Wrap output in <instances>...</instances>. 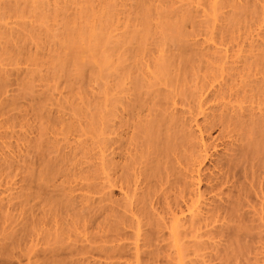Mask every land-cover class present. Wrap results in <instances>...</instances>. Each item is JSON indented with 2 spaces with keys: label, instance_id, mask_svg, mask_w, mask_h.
<instances>
[{
  "label": "rangeland",
  "instance_id": "rangeland-1",
  "mask_svg": "<svg viewBox=\"0 0 264 264\" xmlns=\"http://www.w3.org/2000/svg\"><path fill=\"white\" fill-rule=\"evenodd\" d=\"M205 1H208L206 6H205ZM205 1H203V0H92V1H90V0H84V1L83 0H0V44H1L0 45V76H2L1 78H4L3 75H5L6 79L5 78L4 79L9 82V83L6 82L7 83V85H6L7 89H5V90H6L7 94L5 97H7V100H6L7 103L10 102V105H11V101H12V104H13V105H11L12 107H9L10 111H8V113L11 112V114L10 113H9V115L7 114V118L11 119V120L10 119L8 120L10 122V123H8L9 137L14 136V137L9 138L11 141L8 140L9 141V147L12 146L11 148H9V155L11 154L10 156L13 159H11L10 156L8 159H9V163H11V164L16 161L15 162L16 166H15V164H12V165L9 164L11 167H14V169L12 171L14 172V174L16 173L15 175H17L20 172V169H22V171L20 172L22 174L19 173L20 175L18 174L15 177H12V176H14L13 172L10 173V171H9V173H7L8 175H6V176H9V174L11 175L10 177H8L9 179L4 174L6 171L8 172V170H6L4 172L2 171L4 176H2V174H1L2 172L0 173V175L2 176V177L0 176L1 177L0 178V180H1L0 181V186H1L0 187V193H2V195H4L5 191L13 188L12 184L13 185L15 184L14 189H17L19 187L20 182H18V181H20L19 179H22L23 177H25L27 175V170H25V169L32 160H33L32 161L33 163L35 161L38 162V163L36 162V166H37V164L42 166L44 164V162L46 164V160L50 157L51 154H52L51 158H49L47 161L59 159V158H61V157H59V155L61 156V155L66 154L64 156V157H66L65 158L66 160H64V161H67V163L64 162V164L66 166H68L67 164L70 163V160L68 161V159H70V157L72 156L71 153H73L75 155V157H74L75 160L72 159V157L74 156L73 155L71 157V163L69 165L72 166V169H74L72 173L74 175H76V177L74 176L75 177L73 179L74 183H72V185L75 184L76 180L77 181L80 180V183L76 181L77 185L79 184V186L76 188L78 193H77V191L73 193V195L75 197L78 196V198H76V200L81 201V199H82V201L84 203L85 198H88V199L90 198L88 202L90 203V200L92 199V200H94L95 205H97L98 204L97 200L99 202H101V199L104 198V196H106L105 199H107V200L103 201V199H102V201L104 203L101 202V204L106 203L105 205L109 206V208H106L104 205H102L106 208V211H105V208H102V206H100V207L98 206L99 208L97 210L96 209L95 210L100 211V208H102L105 213L106 212L108 213L109 211H107V209H110V208L112 210L115 209V207H114L115 205L114 206L111 205V204L115 203L117 205L116 209L114 211H112L111 214L113 216L115 215V217H116L117 214L119 215L120 213H122V215H124L128 219V221H129V222H127L128 229L126 230L125 226H123L124 228H122V226H121V230L123 229L127 234L130 233V234H128L129 238L131 237L130 235H132L131 239L134 240L133 236L135 234H137V222L140 220V219H138L139 217L142 216V218H143V215L145 216V214H146V216H145L146 218H143V219L146 220L147 218H149V220L147 219L149 221V222H146L147 224L150 223V219L152 220V218L150 217L151 215L149 216V214H152L153 217L154 216L157 218L159 217L160 219L162 217L163 220L165 218H167L168 215L170 214V212L167 211V212H169L166 215L167 217H165V215L164 216L161 215L160 214L161 212L159 213V210H160L159 208H161V207H158L157 204L159 203L160 197L167 196L168 199L165 200V198H164L165 201L163 200L164 202H162V203H164V205L167 207L170 206V203H171V207H172L173 203H174V205H176L175 202L177 203V201H179V199L177 201H175L177 199L176 196L179 198V195L180 196L183 195V194H179L178 191L175 192L173 190L175 188H176V190H178L177 187L168 190V192L166 193L165 196H163L164 193L161 192L162 190H158L162 194H160V192L157 191L159 193L160 197L158 195H155L153 201L155 200V198H157L158 202H157V199H156V201H154V202H157V204L154 202H150L151 204L152 203H154V204H152L153 205L152 209H150L151 211L149 212V210H147L148 208L145 209V207L144 208L141 207V205H143L144 203L140 204L141 202H138V200L135 198V197H137V198L141 197V194L143 193V189H141L142 183L139 184V182H142V181L139 180V182H136V183H135V181H132V184H134L135 187H137V186L139 187L137 189V188H134L133 185H131L135 189V191L139 190V191H137V193L134 192V189L132 190L133 194L134 193L137 194V196L133 197L134 199L130 196L133 194L130 193L129 191H127L131 186L130 187H129V185L124 186V190H121L119 183H117L115 181L117 176L121 175V174L119 175V173L121 171H116V172H119L117 174H114V172L116 169L120 170V168H118L117 166L121 165L123 163L122 161L125 160L127 154L129 153L128 147L130 146L131 143H129V146L127 147L126 145H128L127 144L128 141L129 142L133 141L132 142V144H133L135 141L132 139L133 137H131V136H134L132 134L135 133V135H137L136 132H138V133L142 132V130L139 132V131H136V129H134V127H135L134 125L136 124L135 120H137L136 126L138 125L139 128H140V125H141V128H143V126H142L143 122L141 123L140 121L144 120V123L146 121L147 126L149 125V122L151 123V122L155 121L156 118L151 119V118H154L155 116L150 117V115H147L148 110L150 111V109H151V111L152 110H153V112L155 111L153 108V106H154L153 102H155L154 107L160 106V108L159 107L155 108L157 110L160 109L158 112H156V113H158L157 115H161L163 113V115L170 116L169 114H171V112H172V115L177 114V116L181 120L178 117L175 118L176 116L173 115L174 116L173 117L171 115L172 118L177 119L176 122H174V124L177 123V125L180 124V126H182L181 123H183V125L186 128L187 127L189 128V129H187L189 131H186V128L182 127V128H185V129H183L184 131H179L180 130V128H179L180 126H179L178 127L179 130L176 129L179 136L181 135L180 133H182L183 136L186 133L188 136V133H189L190 134L189 136H191V133H193V135H194L195 134L194 132H197L198 135H197V133L195 135H197V137H198L199 132H198V128L196 127V122L194 119L196 118L199 121V124H203L204 117L202 115H200V116L198 115L199 118H197L198 116L193 117L194 114L197 115L196 113H194L195 110H193V113H191L192 109L196 108V106H197L196 102L198 100H201V99H198L196 102H194L196 100V98L199 97L198 94L201 93L200 96H202V100H204L207 97V95H209V94L211 95V96L209 95L210 96V102L208 101V103H211V104L207 105L208 104L207 103L206 105L208 107L205 106L207 108L206 113L210 114V115H212V114L216 115L215 112L218 114L221 113V110H222L221 108L225 105H227V107L225 108L226 110L225 109H224V111L222 110V113L225 111H228L227 109H230V107L232 106L233 100L235 98H237V96L234 95L235 97H233L231 95L234 92L240 93L243 90L244 91L247 90L245 94H249L250 98H251V96L253 95V94L252 95L250 94L251 89L257 90L258 88L261 87L260 89H263V91H264V84H262V82L261 83L259 82L261 80L262 81L264 80V60H263L264 59V11H263L264 0H259V1L255 0L256 3H254L255 4L254 6H256V7H254L252 5L253 3L251 4L254 7V8L252 7V9L254 11L251 9V7H250L251 5L249 4L250 5L248 8L249 11L242 12V13L246 14L245 16L237 15V13H240V11L239 12L232 11L233 6H232V8H230V7L227 8V5L228 6H229V4L233 5L231 1H228L229 4H225V6L223 3L222 8L226 7V9L225 8L221 9V7H219L220 12L219 11H211L210 7L208 6V5H210L209 0H205ZM248 1H250L249 3H251V1L253 2L254 0H248ZM85 2H88V4L89 3L92 4V2H93V4L92 5L91 4H89V5L84 4ZM211 2H214V1L211 0ZM244 2H245V0H244ZM242 3L240 2V4H242ZM145 5H146V7L148 6L149 10H151L150 15H151V19H152V21H151L152 22V26H151L152 27V33H151L150 37L148 38L147 42L145 43L143 55H141L140 57L134 58L132 56V54L134 53V51H136L138 44H137V42H135V40L133 38H130V37H133V33L135 31H136L135 33H137V32H140L139 30L142 29V27H141L142 13H140V10L142 11V6H145ZM88 7L93 12H90ZM138 7H139V9H138ZM150 7H151V9H150ZM250 9H251V11H250ZM109 10H111V11H109ZM206 10H208V11H206ZM209 11L211 14L209 13ZM93 13H95V14H93ZM92 15H95V16H92ZM181 16L182 17L184 16V17L182 18ZM190 16H193L192 17L193 19L189 18ZM92 17H94V18H92ZM178 18L180 20H178ZM181 19H183V20H181ZM182 21L184 22V24L182 23ZM69 22H70V25H68ZM177 23H179V24H177ZM175 24L177 25L176 27H178V29H179V26L180 25L182 26V24H183V26L182 27L180 26V27H181L182 31L184 32V33L182 32V34H185L186 37H184L182 35H178V33H179L178 29L176 30L177 32L174 29L171 31L172 27L174 28ZM68 26H71L70 28H72V30L73 29H81L82 27L84 30L85 29L89 30L92 27L91 29H93V30L90 29L91 32H90V30L88 31V36H89V34L92 35L93 33H96L95 35H99V33L101 34V31H100L101 29L105 30L104 32H102V34L105 33V35L107 36V43L104 42L105 46L103 44L101 49H99V53L96 57L89 55L90 58H87V59L84 58V60L81 62L82 64L79 63L82 65V67H79L81 65L76 66L77 64L75 65V63H72V61H69L66 58L68 53H69L68 48H70V46H67L66 38L69 36L68 34H70L72 31V30L70 31V28ZM99 28H100V30H99ZM206 28H207V30H206ZM232 29L234 30L232 32V35L235 32L233 36L229 35L230 32L232 31ZM66 30L69 31L70 33L67 32ZM95 30H96V32H95ZM226 30H228L229 32H226ZM85 31H87V30H85ZM225 33H229V34H225ZM66 35H68V36H66ZM87 37L84 38V40L87 43L85 41H83V42L81 41L80 45L83 48L89 49L88 47L91 45L89 43L91 39L88 40ZM127 39H129V40L127 41ZM181 41L185 42L184 44H185V47L187 46L185 48V49H187V52H185L186 50H184V48H183L184 46L182 45ZM180 42H181V44H180ZM7 43L9 44L8 50H9V52L11 51V53L13 51V53H12L13 55L11 53L9 54V52H8L9 55L7 54L6 56H3L1 50L4 48L5 45L6 46L8 45ZM116 43H118V45H116ZM88 44H89V46H88ZM181 45L183 47H181ZM118 46L120 47V49H118ZM178 48H179V50L182 49L180 51L184 50V52H185L184 55L183 54L179 55L181 52L178 51ZM22 49H23V51H22ZM15 51H17L15 55L17 56V54H18L19 56L14 57ZM130 52H132V53L130 54ZM23 53H24V55H23ZM216 53H218V55ZM185 54L188 55L189 59L187 58V56H186L187 59L185 58ZM181 56L184 57V60L186 59L189 61L188 64H191L190 63V59H191L194 62V63L192 62L193 66H192V64H191V67L187 65L190 70H188L187 69L188 67H187L184 70V72H186V74H184V75H183V72L181 73V71H180L181 68H179L178 71H180V74H178V75L182 74L183 76H181V77L179 76V77L180 78L183 77V78L182 79L179 78L178 80H175L176 82L174 83V85H172L173 87L168 83L170 85V87H172V88H169V85L166 84V82H165V84L161 83L164 80L161 81V79H162L161 77L159 79V75H158L159 69L157 70V68L158 67L160 68L161 67L160 65H162L163 62L165 63L167 61L169 64H171L170 66H167V67L173 66L172 68H168V71H169V69L173 70L170 72L171 73L176 72V76H177L178 72L176 71V69H178V66H176V65L178 64V62H177V64L175 63V61H176L175 57H176V59H178V57L181 58ZM18 57H20V58H18ZM87 57H88V55H87ZM97 57H98L99 61H98ZM20 59H21V61H18ZM34 59H35V61H34ZM101 59H102V61H100ZM170 59L171 60L174 59L175 65H173L174 63L171 62ZM182 59L183 58H181V60ZM259 59H262V61H263L262 64L260 62H257V61H259ZM181 60H180V62H181ZM183 62H185V61H183ZM183 62H181V63H183ZM256 62L258 64L260 63L262 66L260 64L258 66L255 65V64H257ZM168 63H165V65L163 64L164 67L166 66V64L168 65ZM183 64L180 65V63H179V66L184 67L185 64L184 65ZM163 65H162V68H163ZM217 66H219V67H217ZM175 67H177V68H175ZM192 67H194V68H192ZM205 67H206V69H205ZM209 67L211 69L212 68L213 69L211 70V69H209ZM182 71H183V68H182ZM3 72L5 74H3ZM215 73H217V74H215ZM156 74H157V76H156ZM173 74H171V75H173ZM214 75H216V76H214ZM202 78H203V82H202ZM25 85H26V88L23 87ZM28 85L31 87H29ZM257 86H258V88L256 89ZM202 87H204V88L206 87L205 88L206 91ZM228 87H229V90L227 89ZM23 88L26 90H23ZM219 88L222 91L224 90V92L221 91V93H219L220 92ZM230 88L232 90H234V92H232V90H231L232 93L229 92V93H227V95L228 94L231 95L234 99L231 98V96H229L230 97L229 98V97H227L226 94H224V96H226V99H225L224 96L222 95V93L230 91ZM199 89L201 91L204 89L205 93L207 94V95L205 94L206 97L203 96L204 93L202 94V92H200ZM207 89H209L210 91L208 92ZM28 90H31V91L29 92ZM217 90H218V93H217ZM160 91L162 94L164 92L165 93L168 92V95H167L168 97H169L170 93L172 94V96H171L172 100H170V99H169L170 101L167 100L171 104L170 106L168 105L169 104L168 102H166L163 98H161V99H163L164 103H166V104L168 103L167 105L163 104L166 107L168 106V108L170 109V110H168V114L166 112L167 108L165 107L166 109H164L161 106L162 105L161 103H163L161 101V99L159 101L158 98L156 97L157 99L153 100V98L155 99V96H153V95H155L156 93L159 94ZM211 91H213V93H211ZM249 91H250V93H248ZM25 92L28 93L29 95L28 94L26 95ZM237 93H235V94L238 95ZM19 94L22 95V96H20V98H19ZM218 94L221 95V97L220 96L219 97L223 98V100L218 99L219 98V97H217ZM240 94L242 95V93H240ZM241 95H239V97L241 98V100H240V98H239V100L244 101V103L243 102H242L243 104L236 103L238 105L234 104V107L236 106V108L239 109V107H237V106H240V104H241L242 108L243 107L248 108L250 105L251 106L254 105L253 107L256 110H259L260 108H263L262 110H264V105H261L262 103H264V99H262L264 96L263 92H262L263 96L261 97L263 102L260 99V101H261L260 104L256 103L259 101L256 98H255V100L248 98L249 101L251 100L249 102L248 99H246L247 97L245 98L246 99L245 100V99H242V97L244 95L242 97H241ZM249 95H246V96L249 97ZM156 96H158V95H156ZM212 96H214V97H212ZM159 97H161V96H159ZM211 97H212V99H211ZM216 97L219 101H216L217 100ZM2 98H3V96H2ZM14 99H17L19 101L15 100V104H14V101H13ZM137 99H138V102H141V101H139L141 99L142 100L145 99L144 100L145 101V109H144V105L142 107L143 111L141 110L142 108L140 106H137V107L141 108V109L138 108V110L141 112L139 113L137 111L136 115L139 114L138 116L142 120L138 119L139 117H135L136 115L134 114V117L136 119L134 118V121H133V118L131 119V117L133 115H131V114L135 113V111H136L135 109L137 107H134V106L136 105L135 103L137 102L136 101ZM2 100L0 98L1 102H2ZM35 100H37V101H35ZM152 100H153V102H152ZM252 100L255 101V103L257 104V106H258L257 108H255L256 104L252 105ZM144 101H142L141 103H144ZM156 101H157V103L159 101V103L161 105H159V103L157 104ZM215 101H216V103H215ZM246 101H247V103H246ZM1 102H0V104H2ZM39 102H41V103H39ZM42 102H43V104H42ZM213 102H214V104H213ZM37 105L42 106V107L40 106L42 109L41 112L43 111L42 113L38 110L40 107L37 109ZM213 105H216L218 107L219 111L216 110L217 107H215ZM259 105H261V107ZM219 106H221V107H219ZM133 107L135 109H132ZM211 107L215 108V109L213 108L214 112L211 111V109H212ZM234 107L233 108L231 107V108L234 109ZM9 108H8V110H9ZM34 108H35V110H34ZM36 109L39 111V113H38V111H36ZM248 109H250V108H248ZM230 110L228 112L233 111V110L232 111H230ZM34 111H36V112H34ZM236 111H238V110L236 109ZM260 111H261V109H260ZM153 112H151V113H153ZM156 113L154 112L153 114L155 115ZM258 113L260 114V112H258ZM258 113H257V116H259ZM33 114H34V116H33ZM40 114H42V116L44 115L43 117H46V120H45V118H43L44 120H42V118H41L42 116ZM248 114L250 115V112ZM248 114L246 111V114H245L246 117ZM254 114L256 116V112H254ZM157 115H156V117H157ZM232 115H234V114H232ZM249 115H248V117H249ZM38 116H40V117H38ZM13 117L15 118V120ZM129 117L131 120H129ZM145 117L146 118L148 117V118L146 119ZM39 118H41V119H39ZM50 118H51L52 123H54L53 122L54 119H55V121L57 119V121L55 123L59 124L58 121L62 120V122H60V124L61 123L63 124L64 122H65L64 123L65 125L67 124L64 127L61 125V127H63L62 130L63 129L66 130L65 132H63L64 134L62 132H60V125L58 126V124L56 125L54 123L57 127L53 126V128L56 127L55 129H57L58 133L56 132L55 129L51 128L52 126L49 128L50 125H53V124H50V125L48 124L49 120H47V119H50ZM178 119L180 120V123H178ZM248 119H250V118H248ZM254 119H256V118H254ZM186 120H187V122H186ZM188 120H189V122H188ZM38 121L40 124H38ZM46 121H48V122L45 123ZM138 122H140L141 124L139 125ZM44 123H45V126L47 124L46 127L48 129L44 126ZM122 123H124L123 124L124 126L122 125L124 128L121 129L119 127H121ZM127 123H129V128H127L128 126L127 127L125 126ZM36 125H37V127H36ZM39 125L40 126L43 125L40 129L42 130L43 133L46 134L45 135L46 139L43 136L44 134L39 133V132H41V130H38L40 127ZM68 125L70 127H72V128H70V130L66 129V128H69V127H67ZM177 125L175 124L174 126L176 127ZM114 126H115V128H114ZM117 127L119 128V130H117L118 129ZM144 128H146V127L144 126ZM233 128L234 127H230L229 130H233ZM49 129H52V130L49 131ZM112 129L116 130V132L113 131ZM195 129H197V131H195ZM37 130L39 132H37ZM132 130H135L136 132H134ZM117 131H119V133ZM122 131H124V132H122ZM185 131H186V133H185ZM190 131H192V132L190 133ZM238 131H240V130H238ZM1 132H2V130H0V133ZM55 132L57 134L61 133V135H55ZM219 132L221 133L224 131H221L218 128H214V130H212L210 132L212 139L214 138V140H215V138H217L218 135L220 136ZM226 132H230V131H226ZM233 132H235V131H233ZM36 133H37V135L39 133L41 136H43V137H40V139L38 137V139L40 140V141L39 140L38 141L41 142V144L43 142L44 144L46 143V145H47L49 142L48 148L53 147L51 149V151L49 150L50 148L46 152H45V150H43L44 148L47 147L46 145L42 144V146H44L43 149H42V146H39L41 144H38V141L36 139L37 138ZM112 133H117L116 135H118V136L114 137L115 134H112ZM143 133H144V131H143ZM145 133H146V131H145ZM236 133H237V131H236ZM236 133H234V134H236ZM243 133L244 132L242 131V134ZM234 134L232 133L231 135H234ZM21 135H23V136H21ZM112 135H114V136H112ZM144 135L145 134H143V136ZM143 136H141V137H143ZM117 137H118L119 141H118ZM120 137H121V139H120ZM238 137H239V135H237L236 138L234 137L233 140L241 138V137L240 138H238ZM42 138H43V140L41 141ZM115 138L117 139V141H114ZM194 138H196V137H194ZM205 138H206V136H205ZM208 138L209 137H207L206 140L214 141V140L208 139ZM47 139H49L50 141ZM107 139L108 140L113 139L112 141L110 140L112 142L111 143L112 145L114 144V142H115V144H118V142H119V144L122 143L121 145L118 144L119 147L126 144L125 145L126 147L123 146L124 148L123 147L121 148L122 149L121 151L125 155V157L123 156V158H121V156L123 154L120 155V158H119V156L116 157L117 156L116 153H118L120 148L118 147L119 149L116 150L117 152H115V155H116L115 156L113 151H112V150H115V147H112V145L110 146V145L106 144L105 141H107ZM126 139L128 140L127 142H126ZM191 139H192V137H191ZM244 139H245V137H244ZM52 140H53V142H52ZM54 140L57 141L58 143L56 144L54 142ZM138 140H139V138H138ZM192 140H194V139H192ZM196 140H197L196 142L199 141V139H196ZM46 141H48V142H46ZM110 141H107V143L108 142L110 143ZM211 141H209V142L211 143ZM217 141H216V145H220L219 140H217ZM229 141H231V140H229ZM242 141L238 140V144L240 142L243 143ZM0 142H1V140H0ZM82 142H83V145H82ZM84 142H85V144L88 142L89 143L85 145ZM92 142L95 143V145ZM196 142L195 141L191 142V140L189 138L190 146H193V147H191V149L192 150L194 149L195 151L193 152L190 149V147H189V149L191 151H188V149H185V147H183V149H182L183 152H184V149L186 151L184 155L187 154V151L193 152V153L197 152L196 150H197L198 145L196 144ZM10 143H12V144H10ZM80 143H81V145H80ZM139 143H140V140H139ZM194 143L196 144V146L192 145ZM241 143L239 144L240 146L242 145ZM245 143H246V141L244 142V144ZM91 144H93V145H91ZM238 144H236V146ZM50 145H52V146H50ZM139 145H141V144H138L137 150L141 151L140 149L142 147L140 148ZM113 146H116V145H113ZM134 146L137 147L135 144H134ZM55 147H57V149ZM109 147L113 148L112 150L109 149L112 151L110 153H112L113 155L110 153H107V156L103 157L104 155H102V154L104 153L105 150H106V152L107 151L109 152V150L107 149ZM131 147H133V146H130V148ZM135 147H133L132 149H136ZM27 148H30V149H27ZM84 148H85V150H84ZM10 149H11V151H10ZM63 149L65 151H63ZM87 149L89 150V152L87 151ZM123 149H126L127 152H124ZM132 149H130V150L132 151V153L134 155V152L135 151L137 152V150L134 151ZM57 150H58V152H57ZM182 150L180 149V151H182ZM49 151H50V153L48 154L47 152H49ZM86 151L88 154L86 153ZM214 151L215 152L217 151L219 155H222V153L225 152L222 147L216 148ZM214 151H211V152L215 153ZM106 152H105V154H106ZM46 153L49 156L46 155ZM132 153H130V154L132 155ZM178 153H179V151H178ZM178 153H177V157L175 156L177 161L179 160L178 158L182 155L180 153L181 155L179 156ZM27 154H29V156L30 155L32 156V157H30L31 159L29 158L31 160L30 162H27V161H29V159H27V161L25 162V159L28 158V157H26V156H28ZM69 154H71V155H70V157L67 158V156ZM130 154H128V155L131 156ZM196 154H198V153H195V155ZM15 155H17V156H15ZM137 155H138V153H137ZM189 155L190 154H188V156ZM191 155H192V153H191ZM191 155H190V157H191ZM195 155H193V156H195ZM18 156H20V157H18ZM43 156L44 157L46 156L48 158L46 159V157H45L44 158L45 161L43 163H39V162L43 161V160L40 161V158L42 159ZM108 156H110V159H108ZM112 156H115V158ZM84 157H86V159H84ZM101 157L104 158L103 161H106L105 163L101 160ZM106 157H107V159H106ZM195 157H197V156H195ZM32 158H34V159H32ZM175 158H174V160H175ZM0 159H1V155H0ZM81 159H83L85 161H82ZM87 159H88V161H86ZM151 159H154L153 156ZM212 159H214V158H212ZM218 159L219 158L216 156L214 160H218ZM107 161H111L112 163L111 162L108 163ZM177 161L175 160V162H177ZM143 162L144 161L142 160V163ZM148 162H147V164H148ZM102 163L103 164L108 163V164H106V166H104ZM110 163L113 164L114 166L116 163V166L114 167ZM145 164H146V161H145ZM145 164L143 163L141 165L144 166ZM65 165H64V167H65ZM141 165H139V166L142 167ZM10 166H9V168H11ZM38 166H37V168H39ZM70 166H68V169L72 171ZM139 166H136L135 169H136V171L138 170L140 172V170L143 168H140ZM145 166H147V165H145ZM176 166H178V165H176ZM17 167H20V169H17ZM255 167H257V166H255ZM89 168H91V169H89ZM114 168H115V170H113ZM203 168H204L203 171L205 170L206 171L205 174H207V175H209L210 172H213V164H211L210 161L208 162V160L205 161V165H203ZM65 169H66V167H65ZM82 169L84 171H86L85 173H88V170L91 171V172H89V177L93 176L91 180L89 179L87 181V179H88L87 177H85V179L87 178L86 180L84 179V177H82V175H83V174L81 175ZM14 170H17V171L15 172ZM207 170H208V172H207ZM262 170L264 171V168ZM136 171H135V173L138 174L139 172L137 173ZM188 172L189 171H186V173L189 175L190 173H188ZM111 173H112V175H116L115 176L116 178H114L111 175ZM136 174H135V176H136ZM109 175H111V177ZM19 176H22V177L18 178ZM83 176H85V175H83ZM137 177H140L141 180H143V178L141 176H137ZM5 179H6V182H8L10 185L9 184L6 185ZM138 179H137V181H138ZM84 180H85V182H88V183L86 184L84 182ZM189 181H191V180H189ZM112 182L116 183L118 186L117 187H111ZM83 183H85V184H83ZM95 183H97V184H95ZM103 183H105V185ZM16 184H17V187H16ZM80 184H83L84 186L80 185ZM88 184L89 185L92 184L93 188L98 187L99 190L97 191V188H94V190L95 189L96 190L93 191V188L91 187V185H90V187L92 189L91 188L89 189ZM102 184L104 186H100ZM85 185L88 186L89 190L85 191ZM97 185H99L100 187ZM139 185H141V186H139ZM74 186L76 187V184ZM74 186H72V187H74ZM80 186L84 187V189ZM105 186L106 187L108 186L106 189L108 191L107 193L111 192V196L113 199V200H111V198H110L111 204H109V202H107L109 200L108 196H110V195L109 194L106 195L105 190L100 191V188L102 187L104 189ZM79 187L81 188V190L83 189V191L88 193V195L87 194L85 195L86 197L85 196L82 197V195H84L85 192L79 191L80 190ZM132 187H131V189H132ZM143 187L144 186H142V188ZM165 188H167V186L164 187L163 189L165 190ZM125 189H126V191H125ZM190 189L192 190L193 187H191ZM194 189H196V188L194 187ZM49 191H51V189ZM92 191H93V193H95L97 191L98 195H94L93 193H90ZM104 191H105V193H104ZM99 192H100V195H99ZM101 192H103V195H104V196L102 195L103 196L102 198H101ZM173 192H175V194L178 193L179 195L176 194V196H175V194ZM193 192H195V190H193ZM139 193H140V195H139ZM8 194L9 193H7V192L4 196H2L0 194V198H1V196L4 198ZM80 195H81V199H80ZM127 195H129L130 198H132L130 203L128 202V200H126ZM184 196H185V194H184ZM189 197H190V199H192L191 196H189ZM189 197H187V199ZM208 197L209 196H207V198ZM210 197H212V195H210ZM99 198H101V199L99 200ZM181 198H182V196H181ZM162 199L163 198H161L160 200L162 201ZM76 200L74 199L75 202H76ZM167 200L170 201V202H168L169 203L168 205H167ZM112 201H115V202L113 203ZM181 201H183V199ZM188 201H189V199H188ZM71 202H73V201H71ZM148 202H149V200H148ZM165 202H166V204H165ZM93 203L90 205L93 206L94 205ZM128 203L130 204L131 209H130ZM145 203H147V202H145ZM162 203H159V204H161V206H162ZM180 203H182V202H180ZM70 204H73L75 206L72 208L83 207L82 203H78V202H77V204L74 202L70 203ZM133 204H135L137 206L140 205L141 208H138ZM149 204L147 203L146 205H149ZM98 205H100V204H98ZM154 205H155V207H154ZM147 207H149V206H147ZM156 207L158 208V213H159L158 215H160L161 217L157 216V214H156L157 212L153 214V210L155 212ZM163 207L164 206H162V208ZM174 207H176V206H173V209H174ZM181 207L183 209L186 208L184 204ZM165 208H163V210ZM177 208H180V207L177 206ZM93 209L91 208V210H93ZM119 209H120V211H119ZM173 209H172V211H174L176 213L177 210L176 209L173 210ZM80 210H82V208L81 209L79 208L78 212ZM133 210H136V211H133ZM167 210H170V209L167 208ZM71 211L73 213L74 212L78 213V212H76L77 210L75 211V209H74V211L73 210H71ZM96 211L93 210L92 212H94V213H92V214H95L96 218H97V216L99 217V213H96ZM103 211L101 212L102 214H103ZM145 211H146V213H145ZM88 212H90V211H87V213ZM134 212H138V213H134ZM174 212L173 213L171 212V214H170L171 216H169L170 218L172 217L173 214H175ZM101 213H100V216H102ZM105 213L103 215L106 218H103V220L107 219V217L109 216V215L106 216L107 213L106 214ZM163 213L165 214L166 210H164V212H162V214ZM138 214H142V215L139 216ZM155 217L153 219H155V221L160 222V224H161L162 220H159V218L156 220ZM163 217H165V218H163ZM69 218L71 219V217H69ZM112 218L116 219V218L111 216L110 217L111 221L110 220H108V221L106 220V221L108 223L110 222L111 224H113ZM66 219H68V218H66ZM70 219L68 221H70ZM101 219H102V217L98 218V220H100L99 221L100 223L103 221ZM168 220L166 219V222ZM170 220L168 221L169 223L171 222ZM99 222L95 223V225H93V226H90V227L87 226L86 228H83L82 225H81V227H80V225H77V227L79 226L78 229L79 228L81 229L80 231L78 230V233H76L77 230H75L77 227L74 229L71 228L72 231H74V233L76 235V236H74V233L72 232L73 233V235H71L72 239H74V237H77V234H78L79 238H80V235H81V237H83L84 234L86 236H88L89 233H90V236L92 235L93 238H95L94 236H96L95 233L100 232L101 234H104L102 232L103 231L105 232V230L108 229L106 227L107 223H104L106 228L102 227V230H101V226H100ZM143 222L145 223L144 220H143ZM144 223H143V228L140 231L141 235H144V232L146 233V231H150V229H151V227L148 226L150 224H148L147 226H144L146 224V223L145 224ZM104 224H103V226H104ZM114 224H115V222H114ZM162 224H163V221H162ZM8 225H10V221H8L6 226H8ZM109 226H111V225L109 224ZM141 226L142 225L140 224V227ZM11 227L12 228L15 227V224L12 225ZM162 227H163L162 228L163 230L165 229V231H164L165 233L163 232V230L160 227V229L158 231L159 234H157V237L160 234H162L163 237L159 236L160 240L165 239L168 241L167 242L164 241L165 242L164 243V242H162L163 241L162 240L161 241L162 245H163V243L166 244L165 246H162V245H160L161 242H159L157 239L159 244L156 243V244H158V246H157L158 248L155 247L156 248L155 250H157L161 247L162 248L166 247L167 251H168L167 255H169V254L171 255V253H172V255H171L172 257H170V258L172 259L173 262L171 261V259H168V258H167L168 260H166L167 255L166 254L162 255V252L160 255H162L163 257H165V256L166 257L162 258L159 255L162 259L161 258L159 259L158 257H157V259L159 261L161 260L160 264H177L176 263L177 259L174 260L175 257L177 258V255L175 253L176 251H174V250H176V248L175 249L172 248V246H173L172 239H170L169 235H167V233H170V231L168 229V231L166 232L167 229L164 226H162ZM145 228L146 229L149 228V230H146ZM19 229H20L19 227L16 228V230H19ZM103 229H105V230H103ZM143 229H144V231H143ZM36 230H37V228H36ZM80 232L84 233V234H81ZM37 233L38 232H36V234ZM122 234H124V233H122ZM127 234H126V236H127ZM38 235H35V237H37ZM104 235H111V234L105 233ZM90 236L87 237L88 240L91 239ZM263 236H264V234L260 233V237H263ZM43 238L44 237H41V234L38 236V240L43 239ZM85 238L84 237L81 238L82 241H86ZM189 238H191L190 235H189ZM189 238L185 237L182 240L183 242H186V246L189 243L191 245L192 244L191 242H193V241L195 242V238H194V240H186ZM76 239L79 241L81 240L78 238H76ZM138 239L140 241L143 240L142 238H141L142 239L141 240L140 237ZM260 239H257V241L255 240L254 242H250L252 245H256L255 242L257 243V245H256L257 251H261L260 247H261L262 243L258 244L259 243L258 241H260ZM263 239H264V237L262 238V240L260 242H263ZM36 240H37V238H36ZM36 240H35V242H36ZM75 240L74 241L71 240V242L73 241V242L77 243V240L76 241ZM133 240H130V241L128 240V242H127L128 246L129 245L134 246V243L137 241L134 240L135 242H133ZM204 240L206 241V239H203V241ZM210 240L208 238V241H207L208 245L206 246L207 247V253L204 250V253L202 251L203 254H200L201 256L199 255V252H198V254L196 253L198 255V256H196V254H194V251L190 250V245H189L188 246L189 248L186 249V253L183 252V262H184L183 264H191V262H192V264H194V263L202 264L201 261H203V260H201L200 257H203L204 261H206V262L208 261V259L212 261V262L209 261L210 263L205 262V264H222L221 263V262H223V261H221L222 257L219 260L218 258H220V257L218 256V254H216V252L218 251V253H220V255H222L221 251L223 248H225L224 242H226V241H223V244H222L221 243L222 241L220 242L218 240L222 244L221 249H219L221 251L219 252V250L216 251V249H213V247L216 248L219 246L217 243L218 241L214 240L215 243L213 244V243H210ZM42 241L39 242L40 244L37 243L40 245V249L38 247V250H41V244L44 245L47 242V239H46L44 244H43L44 241L43 242ZM82 241H81V243H82ZM140 241L137 242V244L142 246L143 241L141 243H140ZM211 241H213V240H211ZM68 242L71 243L69 239H68ZM201 242H202V240H201ZM28 243H29L28 246H30V244H31L30 241ZM250 243H247V245L249 244L248 245L249 247H250ZM211 244L214 245V246L212 245L213 247H211L212 251L209 250ZM215 244H217L218 246H215ZM221 244H220V246H221ZM263 244H264V242H263ZM32 245L33 244H31V246ZM80 245H82V244H80ZM88 245H89V243H88ZM252 245H251L252 248L251 247L250 248L252 250L253 249L256 250V247L252 246ZM46 246H47V243L44 247L47 248ZM133 246H129L130 250H132V251H131V254H127L126 258L128 257V255H130L129 257L132 256V258H134V260H135V257H133V255L135 254V253H133V250H134V249H132ZM167 246H171V249H169L170 247L168 248ZM220 246H219V248H220ZM26 247H27V244H26ZM135 247H133V248H135ZM153 247H150V248H152V251L154 250ZM228 247H229V244H228ZM231 247H233V246H231ZM253 247H255V248H253ZM262 247H263L262 249L264 251V246H262ZM166 248H164V249H166ZM258 248L260 250H258ZM145 249H146V247H145ZM193 249H194V247H193ZM251 249H250V251H251ZM19 250L18 249L15 250V253L19 254L20 253V252L18 253ZM143 250H144V248H143ZM146 250H148V249H146ZM149 250L151 251V249H149ZM247 250H249V249L247 248ZM247 250H245V251H247ZM255 250H254V252L251 251L253 253V254H251L252 257L250 256V251H249V254H246L248 251L246 253L244 251L243 252L244 254L241 253L242 256L241 255L237 256V258H236L237 260L235 258L231 259L232 261L229 260V262H230L229 264H247V263L254 264V262L257 261L256 260L257 258L258 259L261 258L262 260H264V258H262V256L264 255V252L262 251V255H260L261 252L258 253ZM164 251H166V250H164ZM183 251H185V248L183 249ZM229 251H231V249H229ZM128 252H130V251L128 250ZM211 252H215V253H211ZM15 253H14V255H16ZM173 253L175 254V256ZM255 253H258V254H256V258H254ZM205 254H208L212 258L210 259V257H208V255L206 256ZM245 254H246V256H245ZM97 255L98 254L94 255L95 257H92L93 259H90V261H92L91 263L96 262V261H97V263H99V261H100V263L105 262L104 260L102 261L103 258L100 260V257H101L100 255H98V256ZM141 255H143V254H141ZM146 255L144 254V256H142V258L143 257L144 258L140 259L141 261L139 260V262H142V264L143 263L145 264V262L147 264H151L152 262L153 263L157 262L159 264V261H157L156 257L153 258V259H156V261L152 260V262H150L151 257L149 255H148V257H145ZM202 255H204V256H202ZM216 255L218 256V258L216 257ZM257 255H259V257H257ZM86 257L88 258V256H86ZM129 257L125 260L126 261L128 260L130 262L132 260V262H134L133 259L132 258L129 259ZM97 258H99V259H97ZM148 258H150V259H148ZM253 258L255 261L253 260ZM146 259H148L149 262ZM234 259L236 261H234ZM12 260H14V261H12V262L9 261L10 264L11 263L12 264H18L17 259H12ZM142 260L145 262H143ZM169 261H170V263H169ZM204 261H203V263H204ZM125 262H123V263H125ZM225 262L228 264L227 261H225ZM261 262L262 261L260 260L259 264H261ZM23 264H27L26 260H24ZM135 264H136V261H135ZM223 264H225V263H223ZM255 264H258V262L257 263L255 262ZM262 264H263V262H262Z\"/></svg>",
  "mask_w": 264,
  "mask_h": 264
},
{
  "label": "bare ground",
  "instance_id": "bare-ground-1",
  "mask_svg": "<svg viewBox=\"0 0 264 264\" xmlns=\"http://www.w3.org/2000/svg\"><path fill=\"white\" fill-rule=\"evenodd\" d=\"M90 1H92V0H90ZM203 1H205V0H203ZM212 1H214V2H211V0H209L210 5H208L210 7V10L211 11H219L220 12V10H219L220 8L219 7H221V9H223V8L226 9V7H223L222 8L223 3H224V6H225V4H229L228 1H231L233 5H230L229 4V6L227 5V8H229V7L232 8V6H233V10L232 11H237V12L240 11V13H237V15H240V16L241 15L242 16H245L246 14H244L242 12L249 11V9H248L249 6L252 3H253L252 5L254 6L255 5L254 3H256L255 0L253 2L251 1V3H249L250 1H248V0H245V2H244V0L243 1L242 0H237V1L236 0H233V1L232 0H212ZM88 2H85L84 4H88ZM207 2L208 1H205V6H206ZM240 2L241 3L243 2L244 4L243 3L240 4ZM89 4H91V3H89ZM92 4H93V2H92ZM252 5L250 6L251 9L253 7ZM254 7H256V6H254ZM147 8H148V6L146 7V5H145V6H142V11L140 10V13H142V20H141V27H142V29L139 30L140 32H137V33H135L136 32L135 31L133 33V37H130V38H133L135 40V42H137V44H138L136 51H134V53L132 54V56L134 58H137V57H140L141 55H143L145 43L147 42L148 38L150 37V35L152 33V27H151L152 26V22H151L152 19H151V15H150V11L151 10H149V8L148 9ZM88 9H89V7H88ZM138 9H139V7H138ZM150 9H151V7H150ZM251 9H250V11H251ZM109 11H111V10H109ZM206 11H208V10H206ZM263 11H264V9H263ZM90 12H93V11L90 10ZM209 13H210V11H209ZM93 14H95V13H93ZM92 16H95V15H92ZM192 17L193 16H190L189 18H192ZM92 18H94V17H92ZM178 20H180V19L178 18ZM181 20H183V19H181ZM182 23L184 24L183 21H182ZM177 24H179V23H177ZM183 24H182V26H183ZM68 25H70V22L68 23ZM176 26L177 25L175 24L174 28L173 27H172V29L170 28L171 31L173 29L176 31L178 29V27H176ZM180 26H179V29H178L179 30L178 35H182V36L186 37L185 34H182V32H183L182 29H181L182 26L181 27ZM68 27L70 28L71 26H68ZM71 30H72V28H70V31ZM85 30H87V31H85ZM85 30L83 29V27L81 29H73L71 31V33L66 30L67 32L70 33V34H68L69 36L66 35V36H68L67 37L68 39L66 38V40H67L66 41L67 46H70V48H68L69 49L68 50L69 53H68V55H67L66 58L69 61H72V63H75V65L77 64L76 66L81 65L82 64L81 62L84 60V58H86V59L87 58H90L89 55L96 57L98 55V53H99V49H101V47L103 46L104 42L107 43V36L105 35V33L102 34V32H104L105 30H103V29L100 30V28H99V30L101 31V34L99 33V35H95L96 33H93L92 35L89 34V36H88V31L89 30L88 29H85ZM91 30H93V29H91ZM91 30H90V32H91ZM206 30H207V28H206ZM233 31L234 30L232 29V31L230 32V34L229 33H225V34H229V35L233 36L234 33H235L234 32L233 35H232V32ZM95 32H96V30H95ZM226 32H229V31L226 30ZM86 37L88 38V40L91 39L90 42H89L91 45L89 46V44H88V46H89L88 48L89 49L83 48L80 45L81 41L82 42L85 41L84 38H86ZM128 40L129 39H127V41ZM181 42H180V44H181ZM184 43L185 42H182V45L184 47L182 45H181V47H183L184 50H186L185 52H187V49H185L187 46L185 47V44ZM116 45H118V43H116ZM8 46H9V44L7 46L5 45L4 48L1 50L3 56H6L8 54V52H9V50H8L9 47ZM104 46H105V44H104ZM119 46H118V49H120ZM180 50H182V49H180ZM180 50L178 48V51L181 52L179 55H182V54L184 55V53H185L184 50L183 51H180ZM22 51H23V49H22ZM16 52L17 51H15L14 55L16 54ZM10 53H11V51L9 52V54ZM12 53H13V51H12ZM24 53H23V55H24ZM131 53L132 52H130V54ZM216 54L218 55V53H216ZM87 55H88V57H87ZM17 56H19V55L17 54ZM17 56L15 55L14 57H17ZM186 56L188 58V55L187 54H185V58H186ZM179 57H178V59H176V57H175V60H176L175 63L177 64V62H178V64L176 65V66H178V69H176V71L178 72L177 73V76H176V72L175 73L173 72L174 74L170 72V71H173V70L169 69V71H168V68H172L173 66L167 67V66H170L171 65L167 61L165 62V63H168V65L166 64V66H165L167 69L164 67V65H165L164 62H163L164 65L162 64L163 65V68H162V65H160L161 66L160 67L161 69L159 67L157 68V70L159 69L158 70L159 73L157 72L158 75H159V79L161 77L162 78L161 81L164 80V81L161 82L162 84H165V82H166V84L169 83L171 86L174 85V83L176 82L175 80H178L181 76H183L184 74H186V72H184V70L188 66L191 67V64L193 66V63L194 62L191 59H190V63L191 64H188L189 61L186 60L187 58L184 60V57L181 56V58H183L182 59L183 61H185V62L187 61L185 63ZM18 58H20V57H18ZM97 59H98V57H97ZM172 60L170 59V61L174 63V59H172ZM180 60L185 65L183 63H181ZM18 61H21V59L18 60ZM34 61H35V59H34ZM98 61H99V59H98ZM100 61H102V59ZM257 62H260L262 64L263 61H262V59H259V61H257ZM79 63H81V64H79ZM175 63L173 65H175ZM179 63H180V65L183 64L184 67L183 66L182 67L179 66ZM259 64L257 63L255 65L258 66ZM79 67H82V65L79 66ZM210 67H209V69H211ZM217 67H219V66H217ZM175 68H177V67H175ZM179 68H181L180 71H181V73L183 72V75L182 74L181 75H178V74H180V71H178ZM182 68H183V71H182ZM192 68H194V67H192ZM187 69L190 70L189 67ZM205 69H206V67H205ZM3 74H5V73L3 72ZM171 74H173V75H171ZM215 74H217V73H215ZM156 76H157V74H156ZM214 76H216V75H214ZM1 77L2 76H0V78ZM3 77L6 79L5 75H3ZM4 78H1L0 79V98H1V100L4 98L2 100V102L0 101L2 103V104H0V106L2 105L0 107V117L2 118V119L0 118V130H2V132L0 133V140H1V142H0V155H1V159H0V173L2 171L4 172V171L8 170V172L6 171L4 173L5 176H6V175H8L7 173H9V171L11 173V172H13L12 170L14 169V167H11L9 165L11 163H9V159H8L9 156L11 155V154L9 155V148L12 147V146L9 147V141L8 140H10L9 139L10 137H14V136H10L9 137V133H8V129H9L8 123H10L8 120L10 118H7V114L8 115H9V113L11 114V112L8 113V111H10V108L9 107H12L11 105H13V104H12V101H11V105H10V102L7 103V101H6L7 100V97H5V96H6L7 92H6L5 89H7V87H6L7 83L6 82H8V81L5 80ZM182 78H180V79H182ZM202 82H203V78H202ZM259 82L260 83L262 82V84H264L263 83L264 80L263 81L261 80ZM26 85L23 86V87L26 88ZM170 85H169V88H172L173 86L170 87ZM29 87H31V86H29ZM202 88H204V87H202ZM257 88H258V86L256 87V89ZM260 88H258L259 90L258 89L257 90L251 89V93H250V91L248 92L251 95L253 94L251 96V98H250V95L249 94H245L247 90L246 91L243 90L242 92H240V93H242V95H241L240 93L234 92V90H232L231 88H230V91H228L229 90V87L227 88L228 89L227 90L228 92L222 93V95L224 96V94L227 95V93H229V92L230 93L234 92L231 95L233 97L237 96V98H235V99L231 95H229V94L227 95V97L231 96V98L234 99L233 102H232V106H231L232 108L234 107V104H236V103H238V104L239 103H241V104L244 103V101H240L241 98L239 97V95H241V97L244 95L242 97V99H245L247 97L246 99L249 98V99L255 100V98H256V99L259 100V101L257 100L258 102H256V103L257 104L258 103L260 104L261 101L263 102L262 99H264V96L262 95V92L264 94V91H263V89H260ZM204 89L202 91L199 89L200 92H202V94L204 93L203 96H205V94H206L205 93L206 89H205V91H204ZM23 90H26V89L23 88ZM207 90H208V92L210 91L209 89H207ZM231 90H232V92H231ZM28 91L30 92L31 90H28ZM219 91H220L219 93H221L222 90L220 89ZM222 92H224V90ZM164 93L162 94L161 91L159 93L160 95L158 93H156L155 95H153V96H155V99L153 98V100H156L158 98V100L160 101V99L163 98L166 102L169 103V101L172 100V97H171L172 94L170 93L169 94V97H168L167 96L168 95V92H166L167 94L166 93L164 94ZM211 93H213V91H211ZM217 93H218V90H217ZM235 93H237L238 95H236ZM27 94L28 93H26V95ZM200 94H198L200 98L199 97L196 98V100L194 102H196L198 99H201V100H198L196 102L197 103V106H196V108L192 109V112H191V113H193V110H195L194 113L197 114V115L194 114L193 117H197L198 115L199 116L202 115L204 117L203 124H199V121L196 118L194 119L195 122H196V127L198 128V132H199V136L198 137H197L198 133L197 132H194V131L193 132L195 134L197 133V135L194 134L195 135L194 136L193 133H191L192 131H190L191 136H189L190 135L189 133H188V136H187L186 131H189V130H187L189 128L188 127L186 128L183 125V123H181L182 126H180V124L177 125V123H175L177 126L176 127L174 126L175 125L174 122H176V120H177L175 118L178 117L177 114H175V115L173 114L174 116H176L175 118H172L171 117L172 112H171V114H169L170 116L163 115V113L161 115H157L158 113H156V112H158L160 109L157 110L155 108H158V107L160 108V106L154 107L155 106V102H153V100H152L153 105H154L153 108H154V110H155L154 112L156 114L154 115L153 114L154 113L153 110L151 111V109H150V111L148 110L147 115H150V117H154L155 116L154 118H151V119H155L156 118V120L153 121V122H151V123L147 120L149 122V125L147 126L146 125V121H145V123H144V120L143 121H140L142 119H140V117L138 116L139 114L136 115L137 111L139 113L141 112V111L138 110V108H140V107L142 108L143 105H144V109H145V101H144L145 99L139 100L141 102L144 101V103L138 102V99H137L136 100L137 102L135 103L136 105L134 107H137V106H140V107H137L136 109L134 107L132 108V109H135L136 111H135V113L131 114V115H133L131 117V119L133 118V121H134V118L135 117H139L138 118V119H140L139 121L141 123L143 122L145 125L142 123L143 128H141V125H140L141 123L138 122V124L140 125V128H139L138 125L136 126L137 120H135L136 121L135 122L136 124L134 125L135 126L134 129H136V131H139V132L142 130V132H140V133L136 132L135 130H132V131H134V132L137 133V135H135V133L132 134L135 137L134 136H131V137H133L132 139L135 142L132 144L133 141L132 142L131 141L129 142L126 139V142L128 141V143H127L128 145L124 144L121 147H119V145H121L122 143L119 144V142H118V144H119L118 145V144H115V142H114V141H117L118 137H117V139L115 138V140L113 141L114 142L113 145H116V146H113L111 144L112 143L111 141L114 138L113 139H109V140L107 139V141H110L111 140L110 143L109 142L107 143V141H105L106 144H108L110 146L112 145V147H115V150H112L113 149L112 147L107 148L108 150L111 149L113 151L114 155H115V152H117L116 150H118L120 148L119 151H118V153H116L117 156L115 155L116 157L119 156V158H120V155L123 154L122 151H121L122 150L121 148L123 146L126 145L128 147L129 146V143H131L130 146L135 147L134 144L137 146V147H135L136 149H132L133 147L130 148V146L128 147L129 149L127 148L128 151H129L128 154H130V153H132V151L130 149H132V150L135 151L138 148V144H141V145H139L140 148L142 147L140 149L141 151H138L137 150V152L135 151L136 153L134 152V155H133V153H132V155L130 154L131 156H129L127 154L128 157L126 156V158H125L124 161L121 160L123 163L121 165H118L117 164L118 165L117 167L120 168V170L119 169L118 170L117 169L115 170V168L113 169V170H115V172L116 171H121L120 173L119 172H116V173L114 172V174H117V173H119V175L121 174L120 176H117V178H116L115 177L116 175H112V173H111V175L114 178H116L115 181L117 183H119V186H120L121 190H124V186H128V185H129V187L131 185L134 186V184H132V181H135V183L136 182H139V180L142 181V182H139V184L142 183L141 185L144 186V187L142 188V186L139 185V186H141V189H143V193L141 194V197H138L139 199L137 197H135V196H137L136 193L139 190H136L135 191V189H134V188H137L138 189L139 188L138 186L137 187L134 186V188L131 186L132 189L130 187L127 190V191H129L130 193L133 194V191L132 190L134 189V192H136V193H134L133 195H130V196L132 198L135 197L138 200V202H141L140 204L144 203L143 205H141V207H143V208L145 207V209L148 208L147 210H149V212H150L151 211L150 209H152V206H153L152 204H154V203L157 204V202H158V199L157 198H155V200H154V201H156V199H157V202H154L153 201L155 195H158L160 197V195L158 193L160 191H158V190H162L161 192L164 193L163 196H165L166 193L168 192V190L177 187L178 190H176V188L173 189V190L175 192L178 191L179 194H183V195H181L182 196V198H181V196L178 193H176V194L179 195V198H178L176 196L175 192H173L175 194L176 198H177L175 201H177L178 199H179V201H177V203L174 201L176 205H174V203H173L172 207H171V203H170V206H168V207L165 206L164 203H162L166 199H168L167 196L160 197L159 198V203H162V206H164L163 208L166 207L164 209V210H166V213L165 214L164 213L162 214V212H164V210H163L161 204L158 203L160 206L158 204H157V206L158 207H161V208H159L160 209L159 210V213L161 212L160 214L163 215V216L165 215V217H167L166 216L167 213L170 212V214H171V212L172 213L174 212V211H172L173 206H176V207H174V209H176L177 206L180 207V208H177L176 209L177 212L176 213L174 212L175 214L172 215V217H171L172 219L169 217V216H171L170 214L168 215L167 218L163 217V218H165L164 219L165 221L162 219V217L160 215H158L159 214L158 213V208L156 207V209H155L156 211L154 212V210H153V214L157 212L156 214H157V216H160L161 217V219L159 217L158 218H159V220H162L163 221V224H162V221H161V224H160V222L155 221V219H153L155 216L153 217L152 214H149V216L151 215L150 217L152 218V220L150 219V223H148L150 225H148L146 222H149L148 221L149 218H147L148 220L147 219L146 220L143 219V218H146L145 217L146 214H145V216L143 215V218L141 216L142 214H138L141 217H139V218L137 217V218L140 219L142 222L140 220L137 222V234H135L136 236L134 235L133 238L137 242L140 241L138 239L139 237H140V239L142 238L143 240L142 239L141 240L143 242L140 241V243L141 242L143 243L142 246L138 245L137 242H135L133 239H131L132 238V235H130L131 236L130 238L128 237V234H130V233L127 234L123 229L121 230V226H122V228H124L123 226H125L126 227L125 228L126 230L128 229V227H127V222H129L128 219L124 215H122V213H120V212H119L120 214L119 215L117 214L118 216L116 215V217H115V215L113 216L111 214L112 211H114L116 209V206L117 205L114 203L115 201H112L114 204H111L110 198H111V200H113V199H112V196H111V192L110 193H107L108 191L106 189H107L108 186L107 187L105 186L104 189L102 187H101L102 189L100 188V191L101 190L102 191L105 190L106 191V195L109 194L111 196V197L108 196L109 197V200L107 202H109V204H111L113 206L115 205L114 206L115 207L114 210H112L111 208L110 209H107V211H109L108 213L106 212L107 214L102 209V208H105V207L106 208H109V206H106L105 205L106 203L103 204L104 203L103 201H106L107 200V199H105L106 196L103 195V192H101V198L104 196V198H102L103 201H102L101 198H99V200L101 199V202H103V203L101 204V202H99L96 199L97 202H98V204H100V205H98L97 203H96L97 205H95V202L92 199L91 200L94 203L91 200H90V203H89L88 201H89L90 198L89 199L88 198H85L84 199V203H83V201L81 199V195H80L81 201L80 200H76V198H78V196L75 197L73 195V193L77 191L76 188L79 186V184L77 185V182L80 183V180H78V181L76 180L77 182L75 181L76 187L74 186L75 184L72 185V183H74L73 179L76 177V175H74L72 173L74 169H72V166L69 165L71 163V157L74 155L73 153H71L72 154L71 157H70L71 154H69L67 156V158L70 157V159H68V161L70 160V163L68 162L69 164H67V165L71 167L72 171L69 170L68 169V166H66L64 164V162L67 163V161H64V160H66L65 159L66 157H64L66 154L65 155H61V156L59 155V157H61V158L52 160L53 162L52 161H47L49 158H51V155L52 154L50 155L49 158L45 156L46 159L48 158L46 160V164L44 162L45 161L44 160L45 157L43 156L42 159L40 158V161L41 160H43V161H41L39 163H43L44 162V164H43L44 166L43 165L41 166V165L37 164V166L39 165L38 166L39 168H37V166H36V162L37 161H35L33 163L32 162L33 160L32 161L30 160L31 159L30 157H32V156L31 155L29 156V154H27L28 156H26V157H28V158L25 157L26 158L25 159V162L29 158L30 159L27 162H30V161L31 162L28 164V166L25 169V170H27V175L25 177H23L22 179H19L20 181H18V182H20L19 187L17 189H14L15 184L14 185L12 184L13 188H11V189L8 188L10 191L7 190V191L4 192L5 194H6V192L9 193L4 198L2 196H4L5 194L3 193L4 195H2V193H0L2 195L1 198H0V264H7L9 261L10 262L14 261L12 259H17L18 260L17 261L18 264H23L24 260H26L27 264H131V263L132 264L133 263L135 264V261H136V264H142V262H139V260L144 258V257L142 258V256H144V254L145 255L147 254L145 257H148V255H149L151 257L150 262H152V260H155L156 261L157 257L159 259L161 257L162 258H165L166 256L163 257L162 255H165V254L167 255V252H168L166 247H163V248L161 247V248L155 250L156 248H158L157 247L158 244H159L158 241L159 242H161L162 240H163L162 242H164V241L167 242L168 241V240H165V239H161L160 240V237L162 236V234L159 235L160 237L158 236L159 238L157 237V234H159L158 231H159L160 227H161V229L163 228L162 226H164L167 229L166 232L168 231V229L170 231V233H167V235H169V238L172 239V242H173L172 248H174V249L176 248V250H174V251H176L175 253L177 255V258L175 257L174 260L177 259V261H176L177 264H183L184 263L183 262V252L186 253V249L189 248L188 246L190 245V243L186 246V242H183L182 240L185 237H188L189 238V235L191 236V238L186 239V240H194V238H195V242L194 241L191 242L192 244L190 245V250H193L194 251V254H196V253L198 254V252H199V255L200 254H203L204 253V250L207 253V247L206 246L208 245V242H207L208 241V238H209V240L210 239L213 240V241L210 240V243H213V244L215 243L214 240H216V241L219 240L220 242L222 241L221 242L222 244H223V241H226V242H224L225 243L224 244L225 248L222 249L223 252L221 250H219L222 247V244L219 241L217 243H218L219 246L221 244L220 248H219V246L217 244H215V246H218L216 248L213 247L214 246L213 244H211V246L209 245L210 248L208 247L210 251H212L211 250L212 249L211 247H213V249H216V251L217 250H219V252L221 251V254L222 255H220V253H218V251L216 252V254H218V256L220 258H218L217 255H216V257L219 260L222 257L221 261H223V262L220 261L222 264L223 263L227 264L225 261H227L228 264H229L230 263L229 260H231L233 258L236 259L237 256L241 255V253L244 254L243 252L245 250H247V248L249 250H247L248 252L245 251V253L247 252L246 254H249V251L252 248L251 247L252 244L250 242H254L255 240L257 241V239H260V238H261L260 239V241H261L262 238L264 237V236L263 237H260V233L261 234L262 233L264 234V230H263L264 229V171L262 170L264 168V110H262L263 108H260L261 111H260L259 108H258L259 110L254 109V107H253L254 105L253 104H256V103H255V101L252 100V105L253 106H251L250 105L251 103H250L249 105L251 107L250 106L248 107L250 109L244 108V107L242 108V106L240 104L241 107L240 106H237V107H239V109L236 108V106L234 107V109H232L230 107L231 110L230 109H227V110L228 111L229 110L230 111L233 110L232 112L225 111V112L222 113V110L224 111V109L227 107V105H225V106H223L221 108L222 110L220 109L221 110V113L218 114V113L215 112L216 115H214V114L210 115V114H207L206 113L207 108L205 106L211 104V103H208V101L210 102V96L211 95L209 94L210 95L209 96V95L206 94L207 97L205 96L206 98L204 100H202V96H200ZM156 95H158V96H156ZM246 95H249V97L246 96ZM2 96H3V98H2ZM20 96H22V95L19 94V98H20ZM159 96H161V97H159ZM214 96H212V97H214ZM219 96L221 97V95L218 94L217 97H219ZM262 96H263V98L261 99ZM212 97H211V99H212ZM217 97H216V99H217ZM220 97L218 99L219 100L220 99L223 100V98H220ZM224 98L226 99V96H224ZM239 98H240V100H239ZM163 99H161V101L163 102V103H161L162 105L159 103V101H158V103L164 109L167 108V111L166 112L168 114V110H170V109L168 108V106L166 107V106L163 105V104H165V105L168 104V103L167 104L164 103ZM218 99L216 101H219ZM249 99H248V101H249ZM260 99H261V101H260ZM15 100H17V99H14L13 100L14 101V104H15ZM167 100H169V101H167ZM17 101H19V100H17ZM35 101H37V100H35ZM216 101H215V103H216ZM39 103H41V102H39ZM137 103L138 104L140 103V104L138 105ZM156 103H157V101H156ZM246 103H247V101H246ZM42 104H43V102H42ZM213 104H214V102H213ZM238 104H236V105H238ZM257 104L255 105L256 106L255 108L258 107ZM168 105L170 106L171 104L169 103ZM261 105H264V103H262ZM261 105H259V106L261 107ZM40 106L37 105V109ZM213 106L217 107L216 105H213ZM41 107L38 109L40 112L42 110ZM219 107H221V106H219ZM8 108H9V110H8ZM213 108L211 109L212 112H214V109H215V108L214 109ZM37 109H36V111H38ZM236 109L238 111H236ZM34 110H35V108H34ZM141 110L143 111V108ZM216 110L219 111L218 107L216 108ZM36 111H34V112H36ZM39 111H38V113H39ZM246 111H247V114L250 112V115L248 114L249 117L247 115V117L250 118V119H248L246 117V115H245L246 114ZM253 111L256 112V116H255V114H254ZM151 112H153V113H151ZM258 112H260V114ZM257 113H258L259 116H257ZM134 114L136 115L135 117H134ZM232 114H234L235 116L232 115ZM40 115L42 116V114H40ZM156 115H157V117L158 116L159 117L157 118ZM33 116H34V114H33ZM43 116L41 117L42 120H44L43 118H45V120H46V117H43ZM199 116L197 118H199ZM38 117H40V116H38ZM41 118H39V119H41ZM254 118H256V119H254ZM131 119L129 117V120H131ZM179 119H178V123H180V120H181V119L180 120ZM14 120H15V118H14ZM47 120H49V123H48L49 125L50 124H53V125H50L49 128L51 126H52L51 127L52 129H55L57 127L56 125L58 123H55L57 121V119H56V121H55V119L53 121L56 125L54 123H52L51 118L50 119H47ZM47 122L48 121H46L45 123H47ZM58 122H59L58 126L60 125V132H62V133L65 132L66 130H64V129L62 130V128L64 126H66L67 124L65 125L64 124L65 122L63 123L64 125L62 123L60 124V122H62V120L61 121H58ZM186 122H187V120H186ZM188 122H189V120H188ZM45 123H44V126H45ZM38 124H40L39 121H38ZM123 124L124 123H122L121 124V127H119V128H121V129L124 128L123 127L124 126ZM61 125L63 127H61ZM42 126H40L38 130H41L40 128ZM46 126H47V124H46ZM53 126H56V127L53 128ZM125 126L126 127L128 126L127 128H129V123H127ZM144 126L146 128H144ZM36 127H37V125H36ZM67 127H69V128H66L68 130H70V128H72L69 125ZM178 127L180 128V130H179ZM182 127H185L186 128V131H185L186 134H184V136H183V134L180 133L181 135L179 136V134L177 133V130L176 129H178L179 131H184L183 129H185V128H182ZM230 127H234L233 130H229ZM114 128H115V126H114ZM119 128L117 130H119ZM214 128H218L221 131H224V132H221V133L219 132L220 136L218 135L219 138L217 137V138H215V140H214V138L212 139V136L210 134V132L212 130H214ZM52 129H49V131L52 130ZM38 130H37V132H39ZM55 130L57 132V129H55ZM238 130H240V131H238ZM113 131L116 132V130H113ZM143 131H144V133H143ZM145 131H146V133H145ZM195 131H197V129H195ZM226 131H230V132H226ZM233 131H235V132H233ZM236 131H237V133H236ZM242 131L244 132L243 134H242ZM56 132H55V135H61V133L57 134L58 132L57 133ZM117 132L119 133V131H117ZM122 132H124V131H122ZM39 133L44 134L43 136L46 139V137H45L46 134L43 133L42 130ZM39 133H38V135L36 133V136H37L36 139H37V141L40 139V137H43ZM142 133L145 134V135L143 136ZM232 133L233 134L236 133L237 135H239L238 138H240V137L241 138L243 137V138L242 139L240 138V139L233 140L234 137L235 138L237 137V135L236 134L231 135ZM112 134H115V136L112 135L114 137L118 136V135H116L117 133H112ZM21 136H23V135H21ZM141 136H143V137H141ZM205 136H206V138L209 137L208 139H212L214 141L209 140V141H211V143H210L208 140H206ZM38 137H39V139H38ZM191 137L194 140H192ZM194 137H196V138H194ZM244 137H245V139H244ZM138 138L140 140V143H139ZM189 138H190L191 142L192 141H195L196 142L197 141L196 139H199V141H198L199 143L196 142V144L198 145L197 150H196L197 152H195V153H198V154H196V155H195V153H193L195 150L194 149L193 150L191 149V147H193V146H190ZM120 139H121V137H120ZM228 139L231 140V141H229ZM42 140H43V138L41 139V141ZM47 140H49V139H47ZM217 140H219L220 145H216V141ZM238 140H241V141L243 140L242 141L243 143L240 142L242 144L241 146L239 145L240 143L238 144ZM244 140L246 141L245 144H244V142H245ZM39 141H38V144H41V142H39ZM118 141H119V139H118ZM46 142H48V141H46ZM52 142H53V140H52ZM54 142L56 144L58 143L55 140H54ZM88 143H86V144H88ZM10 144H12V143H10ZM42 144L43 145H46V143L44 144L43 142H42ZM42 144L39 145V146H42ZM48 144H49V142H48ZM48 144L46 145L47 146L46 147L47 149L44 148V146H42V149L44 148L43 150H45V152L48 151V149L50 148V147L48 148V146H49ZM84 144H85V142H84ZM93 144L95 145V143H93ZM93 144H91V145H93ZM196 144L194 143L192 145H195L196 146ZM236 144H238V145L236 146ZM80 145H81V143H80ZM82 145H83V142H82ZM50 146H52V145H50ZM183 147H185V149H188V151H191L192 150L193 152H188L187 151V154H186L187 156H186V155H184L185 152H186L185 149H184V152L182 150ZM189 147H190L191 150L189 149ZM219 147H222L224 149V151H225L224 153H222V155H219L217 151L216 152L214 151L216 148H219ZM52 148H50L49 150L51 151ZM55 148L57 149V147H55ZM27 149H30V148H27ZM88 149H87V151L89 152ZM180 149L182 151H180ZM84 150H85V148H84ZM111 150H109V152L108 151L106 152V150L105 151L103 150L104 151V153L102 154V155H104L103 157L107 156V153L112 152ZM10 151H11V149H10ZM50 151L47 152V153L49 154ZM63 151H65V150L63 149ZM87 151H86V153H87ZM123 151L124 152H127L126 149H123ZM178 151H179V153H178ZM211 151H214L215 153H212ZM57 152H58V150H57ZM105 152H106V154H105ZM47 153H46V155H48ZM137 153H138V155H137ZM177 153L179 154V156L182 154L178 158L179 159L178 161L175 158V156L177 157ZM191 153H192V155H191ZM110 154H112V153H110ZM188 154H190L191 157H190V155L188 156ZM193 155H195L197 157H195ZM15 156H17V155H15ZM110 156H108V159H110ZM115 156H112V157L115 158ZM123 156L125 157V155L123 154L121 156V158H123ZM152 156H153L154 159H151ZM216 156L219 158L218 160H214ZM18 157H20V156H18ZM74 157H75V155L72 157L73 160H75ZM103 157H101V160L102 161L104 159ZM10 158L13 159L11 156H10ZM174 158H175V160L177 162H175ZM212 158H214V159H212ZM32 159H34V158H32ZM84 159H86V157H84ZM106 159H107V157H106ZM81 160L82 161H85L83 159H81ZM142 160L144 161L143 162L144 164H145V161H146V164L145 165H147V166L141 165V164H143L142 163ZM206 160H208V162L210 161V163L213 164V172H210L209 175L205 174V172H206L205 170L203 171V169H204L203 168V165H205V161ZM86 161H88V159ZM15 162H13L12 164H15ZM103 162L105 163L106 161H103ZM107 162L109 163L111 161H107ZM147 162H148V164H147ZM108 163H106V164H108ZM106 164H103V165L106 166ZM64 165H65L66 169H65ZM111 165L114 166L113 164H111ZM139 165H141L142 167H140ZM176 165H178V166H176ZM9 166L11 168H9ZM15 166H16V164H15ZM115 166H116V163H115ZM136 166H139L140 168H143V169H141L140 172L138 170L136 171V169H135ZM255 166H257V167H255ZM17 169H20V167H17ZM89 169H91V168H89ZM134 170L137 173L138 172L139 173L136 174ZM14 171L16 172L17 170H14ZM21 171H22V169H20V172ZM186 171H189L188 173H190V174L188 175L186 173ZM3 172L1 173L2 176H4L3 175ZM85 172L86 171H84L82 169L81 175L82 174L85 175V176L82 175V177H84V179H85V177H87L88 178V179L86 178L87 181L89 179L91 180L92 177H93V176L92 177L90 176L91 178L89 177V172H91V171L88 170V173H85ZM207 172H208V170H207ZM15 174L13 172V175L14 176H12V177H15V176L18 175V174L17 175H15ZM20 174H22V173H20ZM135 174H136V176H135ZM111 175H109V176L111 177ZM10 176L11 175L9 174V176H6V177L8 178ZM137 176H141L143 178V180H141V178L140 177H137ZM20 177H22V176H19L18 178H20ZM137 179H138V181H137ZM85 180H84V182H85ZM189 180H191V181H189ZM5 182H6V179H5ZM85 183L87 184L88 182H85ZM85 183H83V184H85ZM8 184L9 183L6 182V185H8ZM83 184H80V185H83ZM95 184H97V183H95ZM103 184L105 185V183H103ZM103 184L100 185V186H104ZM90 185L92 187V184H90ZM90 185H89V189L91 188ZM72 186H74L75 188L72 187ZM86 186L87 185H85V191L86 190H89L88 189V186L87 187ZM97 186H99V185H97ZM117 186L118 185L116 183H113V182L111 183V187H117ZM166 186H167V188H165V190H164L163 188L166 187ZM16 187H17V184H16ZM80 187H82V186H80ZM191 187H193L192 190L190 189ZM194 187L196 189H194ZM49 188L51 189V191H49L50 190ZM82 188L84 189V187H82ZM94 188H97V191L99 190L98 187H94ZM94 188H93V191L96 190V189L94 190ZM83 189L81 190V188H80L79 191L85 192V191H83ZM193 190H195V192H193ZM93 191L90 192V193H93ZM97 191L95 193H93V194L94 195H98ZM105 191H104V193H105ZM125 191H126V189H125ZM161 192H160V194H162ZM77 193H78V191H77ZM86 194L88 195V193L85 192V194L82 195V197H84ZM184 194H185V196H184ZM99 195H100V192H99ZM139 195H140V193H139ZM210 195H212V197H210ZM130 196L127 195L126 196L127 199L125 198L126 200H128L129 203L132 200V198H130ZM189 196H191L192 199H190ZM207 196H209L210 198L209 197L207 198ZM187 197H189L188 198L189 201H188ZM161 198H163L162 201L160 200ZM164 198H165V200H164ZM74 199L76 200V202L74 201ZM182 199H183V201H181ZM148 200H149V202H148ZM71 201H73L76 204H77V202L78 203H82V206L83 207L72 208V207H75V206L73 204H70V203H73ZM145 202H147L148 204L150 202H154V203H152V204L150 203L149 205H146L147 203H145ZM168 202H170V201L167 200V205L169 204ZM180 202H182V203H180ZM92 203L94 204L93 206L90 205ZM129 203H128V205L130 207V204ZM165 204H166V202H165ZM183 204L185 205V207H186L185 209L186 210L181 207ZM102 205H104L105 207L102 206ZM133 205H135V204H133ZM98 206L99 207L102 206V208H100V211L99 210L96 211L99 208ZM135 206L138 207V208H141L140 205H138V206L135 205ZM147 206H149V207H147ZM90 207L92 209L94 208L93 210L96 211V213H99V217L100 218L102 217L101 220H103V218H106L103 215L104 213L106 214V216L109 215L108 216L109 218L107 217V219L103 220L100 223L99 222L100 220H98L99 217L97 216V218H96V215L95 214H92L94 212H92L93 210H91ZM154 207H155V205H154ZM79 208L80 209L82 208V210H80L78 212V209ZM106 208H105V211H106ZM167 208L170 209L171 211L170 210H167ZM74 209H75V211L77 210L76 212H78L79 214L78 213H75V212L73 213L71 211V210L74 211ZM130 209H131V207H130ZM87 211H90L91 213L88 212L89 213L88 214ZM102 211H103V214L101 213ZM119 211H120V209H119ZM133 211H136V210H133ZM167 211H169V212H167ZM100 213H101L102 216H100ZM134 213H138V212H134ZM145 213H146V211H145ZM111 216L114 217V218H116V219H113L112 218L113 219L112 223L114 224V222H115L114 225L111 224L110 222L109 223L107 222L108 220H110V217ZM69 217H71V219ZM66 218H68V219H66ZM155 218H156V220L158 219L157 217H155ZM69 219H70V221H68ZM166 219L167 220L169 219L171 222L169 223L168 222L169 220L166 222ZM143 220L145 221L146 224L143 222ZM8 221H10V225L6 226L7 223H8ZM98 222L100 223L101 230H102V227L103 228L105 227V224L104 223H107L106 224V227L108 229H106V230L103 229V230H105V232L103 231L102 233H104V234L105 233H110L111 235H104V234H101L100 232L99 233H95L94 232L97 237L93 235L95 237V238H93L92 235L90 236V233H89L88 236H86L84 233H81L80 232L81 234H84L83 237L84 238L86 237L85 238L86 241H82L81 238H83V237H81V235H80V238H79L78 237V234H77V237H74V239H72V236L71 235H73L74 231H72L71 228L74 229V228L77 227V225H80V227L82 225L83 228H86L87 226H89V227L90 226H93V225H95V223H98ZM143 223L145 224L144 226H147L148 225V226L151 227V229H150V231H146V230H149V228L148 229L145 228L146 229L145 230L146 233L144 232V235H141L140 234L141 233L140 231L143 228ZM14 224H15V227L12 228L11 226L14 225ZM103 224H104V226H103ZM109 224L111 226H109ZM140 224L142 225L141 227H140ZM17 227H19L20 229L19 230H16ZM78 227L75 229V230H77L76 233H78V230L79 231L81 230L80 228L78 229ZM36 228H37V230H36ZM143 231H144V229H143ZM164 231H165V229L163 230V232ZM36 232H38V233L36 234ZM122 233H124V234H122ZM125 233L127 234V236H126ZM38 234L39 235L41 234V237H44L43 238L44 240L43 239L38 240V236H39ZM35 235H38V236L35 237ZM74 236H76L75 233H74ZM89 236L91 238L90 240H88V238H87ZM36 238H37V240H36ZM76 238L81 239V240L79 241ZM46 239H47V242H46L47 243V246H46L47 248L44 247L46 245V243H45ZM68 239L70 240V242H71V240L74 241L76 239L77 240V243L72 241L71 242L72 244H71V243L68 242ZM157 239H158V241H157ZM203 239H206V241L205 240L203 241ZM35 240H36V242H35ZM128 240L129 241L130 240H133V242H135L134 243V246L133 245H129V246H133V247L136 246L135 248L132 247V249H134L133 250V253H135L134 255L133 254L132 255H133V257H135V260H134V258H132V256L129 257L130 255H128L129 259L132 258L134 262H132V260H131V262L128 261V260L127 261L125 260V259L128 258V257L126 258L127 254H131V251H132V250H130V248H129L128 244H127ZM201 240H202V242H201ZM29 241H30L31 244H33L32 246H31V244H30V246H28L29 245V243H28ZM40 241H42L43 244L44 243L45 244L44 245L41 244V250H38V247L40 249V245H39L40 244L39 243ZM81 241H82V243H81ZM260 241H258L259 242L258 244H260V243L263 244L264 239H263V242H260ZM162 242L160 243V245H162ZM37 243H39V244H37ZM88 243H89V245H88ZM156 243H158V244H156ZM164 243H163L162 246H165L166 245ZM247 243H250V247L251 248L248 246L249 244L247 245ZM26 244H27V247H26ZM80 244H82V245H80ZM228 244H229V247H228ZM255 244L257 245L256 242H255ZM262 244H261V247H260L261 248V251H257L256 245H252V246H255L256 247V250L255 249H253V250L251 249V251L254 252V250H255L258 253L261 252L260 255H262V251H263V249H262L263 247L262 246H264V244L263 245ZM231 246H233V247H231ZM145 247L148 250H146ZM150 247H153L154 250L152 251V248H150ZM167 247L168 248L170 247L169 249H171V246H167ZM183 247L185 248V251H183V249H184ZM193 247H194L195 250L193 249ZM255 247H253V248H255ZM143 248H144V250H143ZM164 248H166V249H164ZM17 249L18 250L20 249L18 251V253L20 252L19 254H16L15 253V250H17ZM149 249H151V251ZM163 249L166 250V251H164ZM229 249H231V251H229ZM128 250L130 252H128ZM258 250H260V249L258 248ZM202 251H203V253H202ZM251 251H250V256H251V254H253ZM161 252H162V255H160ZM14 253L16 255H14ZM211 253H215V252H211ZM258 253H255L254 254V256H255L254 258H256V254H258ZM96 254L100 255L101 256L100 257V260L103 258L102 261L104 260L105 262L100 263V261H99V263H97V261H96V262L91 263L92 261H90V259H93L92 257H95L94 255H96ZM141 254H143V255H141ZM197 254H196V256H198ZM246 254H245V256H246ZM169 255H167L166 260L171 259L170 257H172L171 256L172 253H171L170 256ZM205 255L207 256L208 254H205ZM86 256H88V258ZM174 256H175V254H174ZM202 256H204V255H202ZM155 257H156V259H153ZM208 257H210V256L208 255ZM257 257H259V255H257ZM200 258H201V260L204 261V258L203 257H200ZM211 258L212 257H210V259ZM254 258H253V260H254ZM262 258H264V255L262 256ZM97 259H99V258H97ZM148 259H150V258H148ZM148 259H146V260H148ZM235 259H234V261L237 260V259L236 260ZM256 260L257 261L254 260L256 263L258 262V264H259V261L261 260L263 262V264H264V260H262L261 258H259V259L257 258ZM157 261H159V260L157 259ZM171 261H172V259H171ZM203 261H201L202 264H205L206 261H204V263H203ZM209 261H211V260L208 259L207 262L210 263ZM10 262L8 264H10ZM123 262H125V263H123ZM143 262H145V261H143ZM148 262H149V260H148ZM160 262H161V260L159 261V264H160ZM255 262H254V264H255ZM262 262H261V264H262ZM156 263L157 262H155L153 264H156ZM169 263H170V261H169ZM145 264H147V263L145 262ZM191 264H192V262H191ZM194 264H196V263H194ZM247 264H249V263H247Z\"/></svg>",
  "mask_w": 264,
  "mask_h": 264
}]
</instances>
